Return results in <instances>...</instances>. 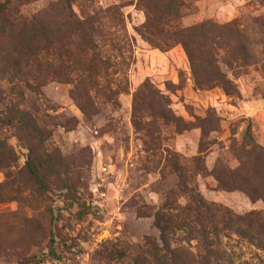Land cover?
<instances>
[{"label":"rangeland","instance_id":"374dc122","mask_svg":"<svg viewBox=\"0 0 264 264\" xmlns=\"http://www.w3.org/2000/svg\"><path fill=\"white\" fill-rule=\"evenodd\" d=\"M8 1L17 2L29 20L52 15L65 30L61 0L0 3ZM69 2L80 18L112 10L104 33L91 37L111 61L97 76L79 64L48 76L45 57L27 63L28 49H14L15 34L0 29V264H136L141 259L159 264L165 256L171 264L177 248L197 251V240H188L189 226H196L186 220L198 206L193 198L237 217L264 214L263 200L221 189L212 173L220 164L233 170L242 166L249 121L264 147V0ZM149 20L156 43L166 50L141 34ZM235 20L240 32L230 27ZM207 21L220 26L214 33L219 45L208 40L210 28L205 35L193 31ZM183 29H192L185 36L196 76L176 34ZM72 41L79 51L87 40L73 34ZM212 59L225 74L230 95L218 82L207 84L214 75L207 63ZM176 72L184 81L182 98L199 112L215 113L218 132L205 137L199 127L181 130L173 117H153L148 105L135 103L147 81L162 83ZM156 86L169 93L163 84ZM176 109L184 121L192 120L182 103ZM19 111L47 130L42 149L29 151L19 138ZM36 154L44 168L53 167L46 186L28 170L27 161ZM253 243L222 236L216 240L218 259L261 263L264 251Z\"/></svg>","mask_w":264,"mask_h":264},{"label":"trees","instance_id":"16d2710c","mask_svg":"<svg viewBox=\"0 0 264 264\" xmlns=\"http://www.w3.org/2000/svg\"><path fill=\"white\" fill-rule=\"evenodd\" d=\"M177 2L180 3L182 0H174L173 3L178 5ZM171 4L172 2L169 3V5ZM58 5L62 6L61 14L65 17L64 31L61 28H57L51 21L52 15L47 17L48 19L34 16L29 20L21 12L20 5L14 1H8L5 4L0 3V19L2 20L0 22V29L3 31L6 29L15 34L18 42L15 44L14 49H28L29 55L26 56L27 63L32 62V60L41 63L40 60L45 57L42 65L48 71V76L52 74L53 76L59 75L60 69H67L71 72L73 70V64H79L91 75L97 76L103 68L111 66V61L109 58H105L103 51L99 48L98 44L91 41V37L92 35L101 36L104 33V22L106 18H109L108 15H110L112 10L108 9L104 14H101L103 12H98L94 15H87L80 18L74 12L73 5L69 0H61L58 2ZM148 23L151 24L152 20L147 22V26L143 28L141 34L155 47L166 50L165 48L162 49L156 43L155 36L150 32L151 28L150 26L148 27ZM230 27L235 29L236 32H240L236 20L230 23ZM208 28L212 30V35L210 37L208 36V40L219 45L221 43L220 37L218 34L214 35V33H218L221 29L220 26L207 21L192 29L194 32L199 33V35H205V30ZM192 29H183L176 34H178V38H180L185 48L191 69L195 74V63L189 51V37L185 36V33ZM73 34L79 35L82 40H87L84 49H77L79 51L75 50L76 44L72 41ZM199 35L195 34V36ZM77 52L78 54H76ZM18 55H22L20 51H18ZM207 63L209 65L211 64L214 68V75L207 81V84L218 82L226 94L230 95L231 92L226 86H229V83H227L225 74H223L217 64L214 65L213 59ZM17 65H20V63ZM18 72L21 73L20 68H18ZM157 84H163L164 89L169 93H162L161 88L156 86ZM196 84L200 85L201 83L196 80ZM183 89L184 81L182 74L176 72L167 77L162 83L158 79L147 81L137 92L135 103L142 102L144 106L148 105L153 117L163 118L165 120L173 117L175 119L174 123L179 128L181 127V130H191L199 127L205 137L213 132H218L220 130L219 117L212 111L203 108H201L200 112L197 111L195 104L188 103L182 98L181 94ZM173 97L178 100L174 101ZM181 103L188 109V112L192 113V120L184 121L183 117L177 113L176 106H181ZM134 113V122L138 125L137 119H140V117L137 115L138 109L136 106ZM17 116L18 119L16 120L15 129L21 141L27 144L29 151L34 149L33 146L37 150L38 148L42 149L43 144L47 140V135L44 137L47 130L38 125L24 111H19ZM250 122L247 124L242 135V148L246 158L245 161L241 162L242 166L233 170L220 164L217 165L212 173L221 189L228 191L241 190L253 202L259 200L264 201V147L257 143ZM41 158L40 154H36L35 159H28L27 166L32 179L37 184L46 186L47 170H52L53 167L44 168L40 163ZM193 203L198 206L186 220L189 221L192 219L191 224L196 226H189L188 240H197V251L193 253L184 248H177L175 250V260L171 264H236L230 260L223 262L218 259L220 258V252L216 246V240H219L222 236L235 235L241 239L250 240L251 242H255L253 244H256L258 248L264 251V214L251 212L245 217H237L231 212L223 210L214 204H207L203 200L193 198ZM141 261L143 263L137 262L136 264H148L145 259H141ZM159 262V264H169L166 256L159 260ZM257 264H264V260Z\"/></svg>","mask_w":264,"mask_h":264}]
</instances>
